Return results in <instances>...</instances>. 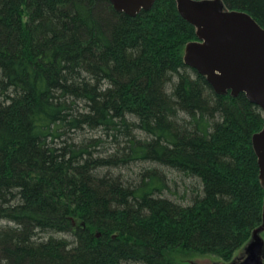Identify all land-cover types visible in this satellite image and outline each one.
Segmentation results:
<instances>
[{
  "label": "trees",
  "instance_id": "trees-1",
  "mask_svg": "<svg viewBox=\"0 0 264 264\" xmlns=\"http://www.w3.org/2000/svg\"><path fill=\"white\" fill-rule=\"evenodd\" d=\"M264 29V0H221ZM175 0H0V264L228 259L262 223L244 94L183 62Z\"/></svg>",
  "mask_w": 264,
  "mask_h": 264
},
{
  "label": "water",
  "instance_id": "water-1",
  "mask_svg": "<svg viewBox=\"0 0 264 264\" xmlns=\"http://www.w3.org/2000/svg\"><path fill=\"white\" fill-rule=\"evenodd\" d=\"M114 10L134 17L154 0H108ZM179 15L195 29L197 40L184 48L183 62L204 76L218 95L244 94L264 117V29L245 12L227 10L221 0H175ZM258 178L264 189V123L251 138ZM262 223L251 232L244 256L230 264H264Z\"/></svg>",
  "mask_w": 264,
  "mask_h": 264
},
{
  "label": "rangeland",
  "instance_id": "rangeland-1",
  "mask_svg": "<svg viewBox=\"0 0 264 264\" xmlns=\"http://www.w3.org/2000/svg\"><path fill=\"white\" fill-rule=\"evenodd\" d=\"M262 238L264 239V233L262 234ZM244 246H241L232 255L227 259L216 257L210 254H187L180 255L182 260L181 264H230L232 261L240 260L244 256Z\"/></svg>",
  "mask_w": 264,
  "mask_h": 264
}]
</instances>
